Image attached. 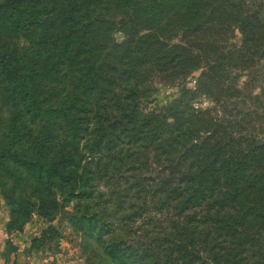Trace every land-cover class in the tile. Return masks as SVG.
Returning <instances> with one entry per match:
<instances>
[{"label":"trees","instance_id":"1","mask_svg":"<svg viewBox=\"0 0 264 264\" xmlns=\"http://www.w3.org/2000/svg\"><path fill=\"white\" fill-rule=\"evenodd\" d=\"M263 60L262 0H0L8 235L41 219L39 250L62 218L107 264H264V95L238 84Z\"/></svg>","mask_w":264,"mask_h":264},{"label":"rangeland","instance_id":"2","mask_svg":"<svg viewBox=\"0 0 264 264\" xmlns=\"http://www.w3.org/2000/svg\"><path fill=\"white\" fill-rule=\"evenodd\" d=\"M263 1V16H264V0ZM117 40H121L120 34L116 35ZM256 81L252 82L255 74L245 73L241 76L239 81V88L244 89L247 86L254 87V94L264 95V60L260 63L256 70ZM254 75V76H253ZM192 86L193 83H190ZM158 91L156 95L161 99L165 96L174 93L168 87L155 84ZM202 107H211L209 102L202 100L198 103ZM8 218V210L0 198V225L3 228L4 242L0 248V264H7L4 258L1 256L6 250V244L10 241L14 246H17L18 251L16 255V264H107L103 260V256L97 254V252L91 251L92 249L85 250V246L80 234H76L70 227L66 219H58L57 221L50 222L59 227V237L47 243L41 249L36 250L31 245V240L34 237H39L40 231L46 227V222L34 217L32 222L26 225L24 231L20 235H8L5 230V222ZM97 251V250H95ZM13 258V257H12Z\"/></svg>","mask_w":264,"mask_h":264},{"label":"crops","instance_id":"3","mask_svg":"<svg viewBox=\"0 0 264 264\" xmlns=\"http://www.w3.org/2000/svg\"><path fill=\"white\" fill-rule=\"evenodd\" d=\"M4 231H3V228H2V226L0 225V248H1V246H2V243L4 242V237H3V235H4V233H3ZM5 236V235H4ZM0 263H1V259H0Z\"/></svg>","mask_w":264,"mask_h":264},{"label":"water","instance_id":"4","mask_svg":"<svg viewBox=\"0 0 264 264\" xmlns=\"http://www.w3.org/2000/svg\"><path fill=\"white\" fill-rule=\"evenodd\" d=\"M52 221H53V219L50 220V222H52Z\"/></svg>","mask_w":264,"mask_h":264}]
</instances>
